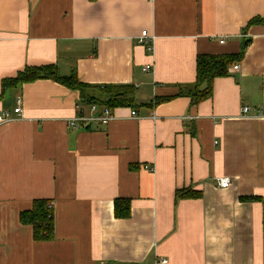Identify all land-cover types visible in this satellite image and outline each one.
I'll return each instance as SVG.
<instances>
[{"label":"crops","instance_id":"0c3cea01","mask_svg":"<svg viewBox=\"0 0 264 264\" xmlns=\"http://www.w3.org/2000/svg\"><path fill=\"white\" fill-rule=\"evenodd\" d=\"M254 17L264 0H0V111L18 99L22 111L0 124V264H264V23L244 29ZM243 39L209 98L179 94L198 55H237ZM49 64L94 87L132 86L133 106L72 128L76 91L2 85ZM118 198L128 215H114ZM36 199L53 203L50 239L20 220Z\"/></svg>","mask_w":264,"mask_h":264},{"label":"trees","instance_id":"16d2710c","mask_svg":"<svg viewBox=\"0 0 264 264\" xmlns=\"http://www.w3.org/2000/svg\"><path fill=\"white\" fill-rule=\"evenodd\" d=\"M264 23V17H254L249 20L250 25ZM250 39H243L241 50L237 55L221 54L209 55L200 54L196 58V78L195 82L187 88L180 89L179 94H186L190 97L192 104H197L211 96V83L216 77L224 76L229 64L243 57L244 51ZM37 79H50L59 84L76 91L79 97L78 103L82 107L97 104L98 106H108L111 108L118 106H133L134 89L128 85H114L94 87L81 83L75 74L61 75L55 65H43L37 67H26L18 72L14 77L3 80V86H11L24 82H31ZM96 88L102 94H107L106 100H101L88 93L89 89ZM163 99V98H161ZM186 191L177 192L178 197H184ZM47 200L36 199L32 202L31 209L24 211L20 215V220L32 225L34 237L37 239H50L53 230V216L48 215ZM130 200L118 198L114 200V215L116 217L126 216L129 213Z\"/></svg>","mask_w":264,"mask_h":264},{"label":"built area","instance_id":"2783aa9c","mask_svg":"<svg viewBox=\"0 0 264 264\" xmlns=\"http://www.w3.org/2000/svg\"><path fill=\"white\" fill-rule=\"evenodd\" d=\"M148 37V33L146 30H143L141 32V35L138 39L139 43H145L146 38ZM224 40H220V43H223ZM238 66L234 65L233 68L236 69ZM149 69V65L145 66L144 70ZM21 101L17 100V106L13 108L12 110H1L0 111V124L11 121L17 117H20L22 115V111L20 108ZM78 108V116L68 119L67 125L76 128L78 127L79 123H90V122H96L99 125H107L109 122H111L113 119H115V115L113 114L112 108L108 106H98L97 104H90L87 105V108H89L90 114L85 115L83 114V109L81 105H77ZM247 108L243 109V112H247ZM136 115V112L134 110L130 111V116L134 117ZM145 169H148L149 171H153L154 167L150 165H144ZM217 186L220 188H226L230 184V179L227 176L223 177H217L216 178ZM47 209H48V215H52V209H53V203L48 202L47 203ZM160 262L164 263L166 262V259H161ZM115 264V263H112Z\"/></svg>","mask_w":264,"mask_h":264}]
</instances>
